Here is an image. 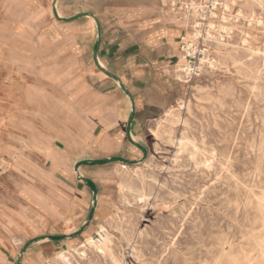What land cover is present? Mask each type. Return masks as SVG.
I'll return each instance as SVG.
<instances>
[{"label": "rangeland", "instance_id": "rangeland-1", "mask_svg": "<svg viewBox=\"0 0 264 264\" xmlns=\"http://www.w3.org/2000/svg\"><path fill=\"white\" fill-rule=\"evenodd\" d=\"M16 1L0 0V255L14 260L32 240L49 248L45 235L77 229L43 262L65 250L73 264H264L249 242L264 231L258 207L264 199V1L252 6L251 0H228L229 8L217 11L210 24L229 25V34L203 27L226 35L229 45H205L214 65L185 82L183 121L167 120L166 112L151 119L143 125L142 144L125 139L136 152L129 155L121 143L118 157L74 139L79 109L69 90V63L58 58L46 29L35 26L34 12L21 11ZM180 100L173 104L177 109ZM62 131L67 139L60 138ZM184 132L187 147L178 143ZM23 140L29 149L10 158L6 148ZM119 164L142 169L148 199L121 187ZM77 165L91 172L95 188L79 179ZM70 180L89 187L85 211L72 208ZM101 226L108 234L105 251L98 248ZM89 237L95 245L86 244Z\"/></svg>", "mask_w": 264, "mask_h": 264}, {"label": "crops", "instance_id": "crops-1", "mask_svg": "<svg viewBox=\"0 0 264 264\" xmlns=\"http://www.w3.org/2000/svg\"><path fill=\"white\" fill-rule=\"evenodd\" d=\"M16 2L21 11L34 12L35 26L46 29L50 41L57 45L58 58L69 63L65 70L74 77L69 90L79 109L74 139L90 141L83 147L88 145L98 149L100 155L118 157L121 143L127 145V135L135 145L142 144L143 125L182 99L187 81L178 76L184 54L179 39L186 28L169 13L168 0ZM59 136L63 140L69 137L66 131ZM27 148L29 144L23 140L22 147L5 150L17 160ZM127 150L129 155L136 152L130 145ZM79 170L90 175L86 177L92 188L91 172ZM69 187L73 210L85 211L91 202L89 187L79 180H70ZM33 227L38 230L37 225ZM76 231L45 235L51 243L49 248L33 242L20 264L47 263L43 260L60 247L58 241L71 239ZM19 254L14 260L1 254V264H16Z\"/></svg>", "mask_w": 264, "mask_h": 264}, {"label": "bare ground", "instance_id": "bare-ground-1", "mask_svg": "<svg viewBox=\"0 0 264 264\" xmlns=\"http://www.w3.org/2000/svg\"><path fill=\"white\" fill-rule=\"evenodd\" d=\"M263 1L264 0H251V4H252V6H253V4L255 5V4H258V5H260V6H262L263 5ZM213 14V13H212ZM254 18V17H253ZM262 22V21H261ZM211 25V27H214V28H216V27H219L221 30H227V34H229V32L232 30L231 29V27L229 26V25H226V24H219V25H213V24H210ZM187 26V30H188V37H186V39H191V40H196L199 36H201V35H204V37H205V39L206 40H208V39H210V40H213V41H216V43L217 44H219V45H223V46H226V45H229V42L228 41H226V38H225V36L224 35H220V36H213V33H211V32H207L206 34H204L203 32H201V29H199L198 28V25L196 24V25H194V26H192L191 28L189 27V24H187L186 25ZM211 29H213V28H211ZM243 31V30H242ZM245 32V31H244ZM189 42V41H188ZM246 43V42H245ZM192 44L191 43H189L188 44V47L189 48H187L188 49V52H192V50L191 49H193L192 48ZM194 50V49H193ZM213 51V50H212ZM259 51V50H258ZM208 52H206V55L204 56V57H201V60H200V68H202L203 67V65H204V63L205 62H208V65H210V66H213L214 65V60H212V58L211 57H209V55L207 54ZM186 54H183V59H182V61H180V63H179V65H178V67H179V69H178V76H179V78H181V79H186V81H187V78H189L190 77V74H191V70H192V64H190L187 60H186ZM253 58V57H252ZM251 59V58H250ZM242 63H243V61H242ZM252 65V64H251ZM264 66V65H263ZM238 69V68H237ZM233 73V72H232ZM238 73V72H237ZM261 74V73H260ZM263 74V73H262ZM264 75V74H263ZM262 76V75H261ZM249 78V77H248ZM251 78V77H250ZM262 79V78H261ZM264 79V78H263ZM199 83V82H198ZM249 84V83H248ZM257 84V83H256ZM197 86V85H196ZM198 87V86H197ZM258 87V89L259 88H261V87H259V85L258 86H256V88ZM264 87V86H263ZM261 93H263V91L261 92ZM254 95H256V94H254ZM195 96V95H194ZM201 97V96H200ZM200 97H199V99L198 100H200ZM256 98H257V96H255ZM262 98H263V96H261ZM260 97V98H261ZM261 99H259V101H260ZM263 101V100H262ZM219 102V101H218ZM261 102V101H260ZM223 103V102H222ZM226 103V102H225ZM228 103V102H227ZM226 103V104H227ZM178 104H179V107H178V109L177 108H175V106H173L172 108H170V109H168L167 110V112L165 113V115H166V119L167 120H171V122H181V121H183L181 118H180V111L179 110H181L184 106H186V103H185V101L182 99V100H180L179 102H178ZM216 104V103H215ZM222 105V104H221ZM232 105V104H231ZM242 105H244V103L242 104ZM257 105V104H256ZM224 106V105H223ZM204 107V106H203ZM248 108V107H247ZM231 109V108H230ZM233 109V108H232ZM252 109V108H251ZM204 111V110H203ZM191 112V111H190ZM249 112V111H248ZM236 113H238V112H236ZM237 115H239V114H237ZM257 116V115H256ZM195 117V116H194ZM241 117V116H240ZM263 117V116H262ZM197 118V117H196ZM264 119V118H263ZM166 120V121H167ZM200 120V119H199ZM187 123V122H186ZM185 124V123H184ZM188 125V124H187ZM171 125H169V128H170V130H172L173 128H171L170 127ZM190 126V125H189ZM165 127H167V126H165ZM191 127V126H190ZM242 127V126H241ZM241 127H240V129H241ZM159 128V127H158ZM245 128V127H244ZM158 130V129H157ZM170 130H168L169 132H171ZM159 131H155V134L156 135H158L159 133H158ZM189 132V131H188ZM192 132V131H191ZM169 134V133H168ZM183 134H185V132L183 133ZM187 134V133H186ZM186 134H185V136H182V138H180V139H178V143H179V146H181V147H183V146H185V147H187L186 145L188 144V143H191V141L188 139V136L186 137ZM254 134V133H253ZM261 134H263V133H261ZM189 135V134H188ZM245 135V134H244ZM254 136V135H253ZM262 136V135H261ZM195 137V136H194ZM169 138H170V140H172L173 139V137H172V135L170 134V136H169ZM206 138H207V136H206ZM204 139V138H203ZM254 140H255V138H254ZM253 140V141H254ZM177 141V140H176ZM193 141V140H192ZM173 142V141H172ZM157 143V142H156ZM204 143V142H203ZM206 143V142H205ZM260 144V143H259ZM189 145H191V144H189ZM188 145V146H189ZM22 147V146H21ZM187 150V149H186ZM210 151V150H209ZM198 152V151H197ZM255 152V151H254ZM180 153V152H179ZM257 154V153H256ZM259 155V154H258ZM181 156V155H180ZM193 156V155H192ZM196 156V155H195ZM192 158V157H191ZM197 159V158H196ZM202 159V158H201ZM262 159V158H261ZM175 160H177V159H175ZM213 160V159H212ZM185 161H187V160H185ZM4 162H6V160H4ZM156 162V161H155ZM158 162V161H157ZM156 162V163H157ZM187 163V162H186ZM185 163V164H186ZM159 164V163H158ZM204 164V163H203ZM206 164V163H205ZM202 165V164H201ZM207 165V164H206ZM119 166H120V170H121V172H122V175L123 174H125V175H123V177H122V180H121V182H120V185H121V187L122 188H128L129 190H135V192L137 193L136 194V198L138 199V200H146V199H148V197L150 196V194H148L147 192H146V190H145V179H146V175H145V173L142 171V169L140 170V167H137V168H130V166L129 165H126V164H119ZM207 167H208V165H207ZM216 167V166H215ZM257 167V166H256ZM178 168V167H177ZM188 168V167H187ZM205 169V168H204ZM167 170V169H166ZM195 170V169H194ZM216 170V169H215ZM230 170V169H229ZM262 171V170H261ZM249 172V171H248ZM256 172V171H255ZM263 172V171H262ZM131 173H134V175H137V178L139 179V181H140V183H141V185L143 186L142 188H137L136 187V181H135V179L134 178H131V176H132V174ZM204 173V172H203ZM210 173H211V171H210ZM216 173V172H215ZM212 174V173H211ZM153 175H155V174H153ZM184 175V174H183ZM186 175V174H185ZM198 176V175H197ZM152 177V176H151ZM179 177V176H178ZM185 177V176H184ZM154 178H156V177H154ZM176 178V177H175ZM181 177H179V179H180ZM153 180H155L156 181V179H153ZM183 180V179H182ZM193 180V179H192ZM174 181V180H173ZM167 182V181H166ZM168 183V182H167ZM191 183V182H190ZM237 183V182H236ZM178 184V183H177ZM257 184V183H256ZM258 185V184H257ZM153 186V185H152ZM181 186V185H180ZM192 186V185H191ZM175 187V186H174ZM252 187V186H251ZM176 188H177V186H176ZM177 190V189H176ZM155 191V190H154ZM183 192V191H182ZM153 193V192H152ZM174 194V193H173ZM205 194V193H204ZM175 195V194H174ZM225 195V194H224ZM223 195V196H224ZM173 196V195H172ZM176 196V195H175ZM136 198H134V199H136ZM175 198V197H174ZM252 201V200H251ZM249 202V201H248ZM253 202V201H252ZM254 203V202H253ZM184 204V203H183ZM233 204V203H232ZM231 205V204H230ZM185 206V205H184ZM193 206V205H192ZM229 206V205H228ZM244 206H245V204H244ZM256 206V205H255ZM169 207V206H168ZM189 207V206H188ZM258 207H259V210L264 214V199H262V200H260L259 202H258ZM179 208V207H178ZM199 208V207H198ZM180 209V208H179ZM193 209V208H192ZM189 210V209H188ZM238 210V209H237ZM176 211V210H175ZM202 212V211H201ZM191 213V212H190ZM192 214V213H191ZM261 215V214H260ZM145 217V216H144ZM200 217V216H199ZM264 217V216H263ZM260 218V217H259ZM205 220V219H204ZM257 220V219H256ZM186 221V220H185ZM187 221H189V220H187ZM207 221V220H206ZM264 221V220H263ZM205 222V221H204ZM192 223V222H191ZM174 224V226H175V223H173ZM196 225V224H195ZM202 226V225H201ZM177 227V226H176ZM101 229H100V233H101V236H102V240L100 241V244H99V246H98V248L100 249V250H102V251H105L107 248H108V238H107V236H108V234L107 233H105V229H104V226H101L100 227ZM146 230H147V228H145ZM151 229V228H150ZM199 229V228H198ZM201 229V228H200ZM199 229V230H200ZM145 230V231H146ZM261 230H262V228H261ZM169 231V230H168ZM172 231V230H171ZM225 231V230H224ZM255 231V230H254ZM257 231V230H256ZM173 233H176V232H174V231H172ZM209 232V231H208ZM258 232V231H257ZM183 235V234H182ZM151 236V235H150ZM184 236V235H183ZM113 237V236H112ZM193 237H194V235H193ZM94 238V237H93ZM92 237H89L88 239H87V243L86 244H88V245H95V243H96V241L93 239ZM146 238V237H145ZM176 238H178V237H176ZM247 238V237H246ZM148 239V238H147ZM171 239V238H170ZM233 239V238H232ZM193 240V239H192ZM197 240V239H196ZM175 241V240H174ZM194 241V240H193ZM203 242V241H202ZM249 242H250V244H251V246H254V247H256L258 250H259V254H257V255H259L258 256V258H260V259H262V260H264V231H262V232H259V233H257V234H253L251 237H250V239H249ZM201 243V242H200ZM173 244V243H172ZM202 244V243H201ZM232 245H235V244H232ZM232 245L230 246V247H232ZM182 246V245H181ZM198 247V246H197ZM180 250V249H179ZM201 250V249H200ZM252 250V249H251ZM257 252V251H256ZM110 255V254H109ZM187 256V255H186ZM105 257V256H104ZM172 257V256H171ZM126 260H127V258H126ZM114 261L115 262H118L117 260H115L114 259ZM120 261V260H119ZM201 261V260H200ZM199 261V262H200ZM174 262V261H173ZM193 263H194V261H192ZM161 263V262H160ZM234 263H239V262H234ZM47 264H73V262L71 261V259L69 258V256L67 255V252L65 251V250H60V251H57L56 253H55V255H54V258H53V260L51 261V262H49V263H47ZM80 264V263H79ZM109 264V263H108ZM118 264H120V262H118ZM123 264V263H122Z\"/></svg>", "mask_w": 264, "mask_h": 264}, {"label": "built area", "instance_id": "built-area-1", "mask_svg": "<svg viewBox=\"0 0 264 264\" xmlns=\"http://www.w3.org/2000/svg\"><path fill=\"white\" fill-rule=\"evenodd\" d=\"M228 2V0H168L167 9L169 13L174 16L175 21L186 28V31L187 24H189L190 28L197 24L198 28L201 29V32L206 34L207 32H210V29L205 31L206 27L203 26L208 25V27H211V21L215 22L219 17L217 11L220 8L224 10L229 8L226 7V3ZM212 12L216 14L212 15ZM186 37H188V32L186 35L184 34L180 36L179 43L181 52L186 54V60L192 64L190 77L187 78V82H189L194 76L200 75L206 66H210L208 65V62H205L202 68L199 67L201 57H204L206 52H208L207 54L213 60L210 49L205 46L213 40H206L204 35L199 36L196 40L186 39ZM189 43L193 45L192 48L194 50L191 49L192 52H188L187 48H189Z\"/></svg>", "mask_w": 264, "mask_h": 264}, {"label": "water", "instance_id": "water-1", "mask_svg": "<svg viewBox=\"0 0 264 264\" xmlns=\"http://www.w3.org/2000/svg\"><path fill=\"white\" fill-rule=\"evenodd\" d=\"M107 161H110V160H100V161H97V163L107 162ZM76 171H78L77 174H78L79 179H82V180H84V181L87 182V183H91L90 180H89L87 177L83 176V175L79 172V165H77V167H76ZM92 187L95 188L94 185H92ZM90 217H91V216H90ZM33 242H34V241H30L27 245H25V246L23 247V249L21 250V252H20V254H19V256H18V259H17V261H16V264H20V262H21V260H22V258H23V256H24V254H25V252L27 251V249L29 248V246H31V245L33 244Z\"/></svg>", "mask_w": 264, "mask_h": 264}]
</instances>
